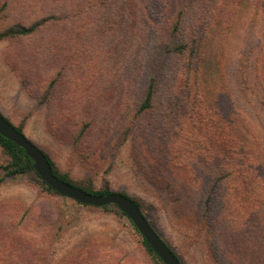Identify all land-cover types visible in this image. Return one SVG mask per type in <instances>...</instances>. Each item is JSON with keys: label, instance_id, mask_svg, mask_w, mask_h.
I'll use <instances>...</instances> for the list:
<instances>
[{"label": "rangeland", "instance_id": "obj_1", "mask_svg": "<svg viewBox=\"0 0 264 264\" xmlns=\"http://www.w3.org/2000/svg\"><path fill=\"white\" fill-rule=\"evenodd\" d=\"M165 3L169 18L185 6L174 35L188 47L166 66L187 69L177 83L161 75L140 116L128 81L148 48L144 19L111 58L71 13L64 23V0H0V34L35 27L0 41V114L74 185L134 199L183 264H264V0ZM173 88L182 96L166 98ZM0 264L156 263L112 207L62 198L30 173L0 184Z\"/></svg>", "mask_w": 264, "mask_h": 264}, {"label": "trees", "instance_id": "obj_2", "mask_svg": "<svg viewBox=\"0 0 264 264\" xmlns=\"http://www.w3.org/2000/svg\"><path fill=\"white\" fill-rule=\"evenodd\" d=\"M157 2L161 4L160 1L156 0H70V2L64 0L63 5V13L65 16L63 19L64 23L69 24V20H67L66 17L71 13L72 18L74 19V31L76 33H91L94 36L104 38L107 41L106 43H108V50H110L109 54L111 58L116 57V53L120 54L126 45L131 41V36L135 30L134 22L136 24H140L139 19H144L143 25L145 27L146 36L149 38L148 48L145 54H143L145 57L141 62H139L141 63L139 64L140 67L135 68V71L132 72V78L128 81V83H135V86L138 88V99L133 109L136 112V115L138 114L140 116L152 110L161 75L163 76L164 73L169 74L171 78L175 79V83H177L179 79L177 78L178 74L180 75V72L187 69V67L183 66L182 68L175 67V69L169 71L166 66V62L170 55L175 54L176 56H188V47L186 45L178 46L177 39L174 35V33L176 34V31H178V26L181 22L180 19H182L186 8L185 6H181L177 17L169 18L168 11L170 10V5L165 3V0H163L162 5L160 6L161 13L158 14L156 12L159 9V7L156 8ZM157 17H160V21L156 20ZM63 28H65L64 25ZM34 29L35 27L25 28L17 26V28H13L4 34H0V41L3 40L4 37L28 35L33 32ZM184 40L189 44V38L187 39V35L184 36ZM180 84H182V87H185L184 84H186V80H181ZM174 94H176V92L173 88L165 93V96L166 98H171ZM176 96H182V94L177 93ZM167 111L168 110L166 108L164 112L166 113ZM16 129L23 134L20 128L16 127ZM223 140L224 146H228L230 148L233 147L231 148L233 150L236 149L239 142L241 143L240 138L230 139L226 135H223L222 142ZM0 149L8 158L7 162L0 166V184L9 177L12 178L30 173L34 174L37 180H40L32 170V162L21 148H18L15 144L0 136ZM47 158L55 176L64 182L81 189L71 183L66 176L59 174L53 162L48 156ZM243 163L244 160L242 159L241 166ZM41 183L45 186L48 192H53L43 182ZM213 189L214 188L209 189L206 196V201L208 203L212 200L211 191ZM81 190L93 195H107L112 193L107 190L98 193L85 189ZM119 194L127 196L124 193ZM132 200L141 209L140 205L134 199ZM109 207H112L120 216L124 217V215H122L114 206H107L101 209H108ZM231 224L232 223H229V228H231ZM132 227L138 234L134 226ZM141 244L146 253L156 264H162L142 237ZM168 247L171 249L170 246ZM171 251L174 253L172 249ZM174 254L176 255V253Z\"/></svg>", "mask_w": 264, "mask_h": 264}, {"label": "water", "instance_id": "obj_3", "mask_svg": "<svg viewBox=\"0 0 264 264\" xmlns=\"http://www.w3.org/2000/svg\"><path fill=\"white\" fill-rule=\"evenodd\" d=\"M0 136L24 151L25 155L32 162V170L39 177L40 181L55 194L87 207H116L131 225L134 226L138 234L145 240L162 264H182L179 258L150 225L139 206L131 198L119 193L93 195L59 179L53 174L47 156L1 114Z\"/></svg>", "mask_w": 264, "mask_h": 264}]
</instances>
